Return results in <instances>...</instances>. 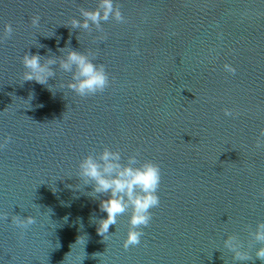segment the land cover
<instances>
[{"label":"water","instance_id":"water-1","mask_svg":"<svg viewBox=\"0 0 264 264\" xmlns=\"http://www.w3.org/2000/svg\"><path fill=\"white\" fill-rule=\"evenodd\" d=\"M97 2L0 0V142L12 137L0 149V264H245L223 242L238 234L247 247L248 228L264 220V0H114L126 22H102L103 41L94 27L63 26ZM65 46L106 66L115 79L104 93L61 89L71 73L58 65L52 90L22 82L26 52ZM104 145L161 168L159 207L128 250L130 210L103 239L93 218L107 213L77 178L79 161ZM15 214L36 223L21 234Z\"/></svg>","mask_w":264,"mask_h":264},{"label":"clouds","instance_id":"clouds-1","mask_svg":"<svg viewBox=\"0 0 264 264\" xmlns=\"http://www.w3.org/2000/svg\"><path fill=\"white\" fill-rule=\"evenodd\" d=\"M79 13L81 19L71 17L70 21L63 26L69 27L70 31L80 29L88 33H91L94 27L98 33L102 34L97 37L100 41L106 38L102 22L109 20H115L118 23L126 22V18L120 8L114 4V0H98L95 8L80 7ZM31 24L34 28L40 26L38 14L32 16ZM13 32L12 25L6 24L3 38L10 39ZM36 47L43 46L36 44ZM58 51L59 56H41L39 52L35 54L26 52L21 59L24 67L22 82L35 81L52 90L48 82L50 78L56 76L53 65H58L63 72L71 73V79L66 85L61 82L60 88L67 87L80 97L102 94L111 86L115 78L111 77L103 63L94 62L95 56L90 50L80 51L71 46H65L58 48ZM134 51L135 54H140L139 49ZM223 67L226 72L233 75L237 71L236 67L229 63H225ZM224 115L233 117L239 113L225 108ZM11 141V135H6L0 142V149H6ZM256 147H264V127L259 129ZM138 156L139 152L128 156L127 161L124 162L119 149L104 145L101 151L85 155L78 164L77 178L83 182L84 186L91 185L92 191L88 195L99 199L100 211L107 213L106 218H93V222L97 225V233L103 239L109 234L110 226L117 224L118 217L130 210L129 227L123 241L125 250L140 245L144 234L143 228L149 226L153 217L151 210L159 207L160 204L158 189L161 183V168L152 160H139ZM261 194L264 195V191ZM101 196L107 198L101 199ZM2 219L8 222L7 215H4ZM11 222L23 234L36 223V218L32 215L15 214L11 217ZM248 236L247 247H245V242L238 234H229L223 242L224 248L232 253L233 261L246 264L248 261L259 260L261 264H264V220L258 221L254 229L249 227ZM254 245L258 247L255 248L253 256L250 249Z\"/></svg>","mask_w":264,"mask_h":264}]
</instances>
